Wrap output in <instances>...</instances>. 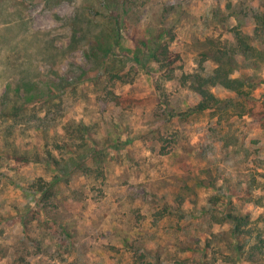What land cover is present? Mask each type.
<instances>
[{"label": "rangeland", "instance_id": "obj_1", "mask_svg": "<svg viewBox=\"0 0 264 264\" xmlns=\"http://www.w3.org/2000/svg\"><path fill=\"white\" fill-rule=\"evenodd\" d=\"M263 13L264 0H0V264H264V128L222 85L226 105L195 111L193 88L217 66L203 54L228 47L233 77L264 98ZM163 27L171 77L136 56ZM229 213L247 217L239 236Z\"/></svg>", "mask_w": 264, "mask_h": 264}, {"label": "trees", "instance_id": "obj_2", "mask_svg": "<svg viewBox=\"0 0 264 264\" xmlns=\"http://www.w3.org/2000/svg\"><path fill=\"white\" fill-rule=\"evenodd\" d=\"M261 22L264 24V13L259 16ZM121 23L117 17L116 25ZM118 26V25H117ZM172 30L167 27H163L161 31L152 36L151 39L145 40L139 39L136 46L139 48L136 52V56L140 58L142 52L144 61L142 64L146 65V61H154L160 65L161 68L168 69V75L171 77L175 71V63L178 58V54L174 53L170 49V41L174 39ZM236 37L238 39V46L240 49L243 48L242 53H245L248 49L258 52L259 50L250 44L249 35H245L241 31H237ZM91 52L90 55L98 56L101 51L98 49V41L93 40L90 42ZM136 48V49H137ZM108 53V50L107 52ZM237 51L228 47H218L215 51L210 52L209 50L203 54V58L200 62V68L204 69V61L212 59L216 62L217 66L209 74L197 73L194 75L193 88L201 96L200 102L194 108L197 112H204L211 109L212 106L223 107L228 103V100L220 99L214 95L210 87L216 85H222L225 88L235 91L240 99L244 102L242 105V113L253 116L264 128V98H255L252 96V88L257 86L258 81L254 77L242 74L240 77H233V73L239 70L242 66L236 58ZM263 53V52H261ZM89 54V53H88ZM106 57V54H103ZM260 82V81H259ZM228 217L234 221L233 234L239 236L243 230L240 229L241 224L247 221V217L237 216L236 214L229 213Z\"/></svg>", "mask_w": 264, "mask_h": 264}]
</instances>
